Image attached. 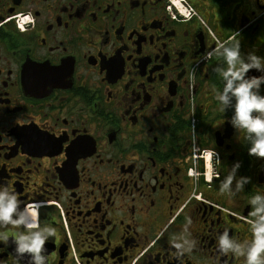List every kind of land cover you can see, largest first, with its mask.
<instances>
[{
	"label": "flooded vegetation",
	"instance_id": "flooded-vegetation-1",
	"mask_svg": "<svg viewBox=\"0 0 264 264\" xmlns=\"http://www.w3.org/2000/svg\"><path fill=\"white\" fill-rule=\"evenodd\" d=\"M186 1L181 21L167 0H0V184L56 229L47 264H245L215 238L251 239L264 157L220 109L213 68L223 42L264 56V4ZM235 160L251 179L230 196ZM186 218L195 246L177 257ZM0 259L16 264L14 245Z\"/></svg>",
	"mask_w": 264,
	"mask_h": 264
},
{
	"label": "clouds",
	"instance_id": "clouds-1",
	"mask_svg": "<svg viewBox=\"0 0 264 264\" xmlns=\"http://www.w3.org/2000/svg\"><path fill=\"white\" fill-rule=\"evenodd\" d=\"M259 3L264 4V0H259ZM254 10L257 14L264 13V9ZM215 54L222 56L227 65L213 68L223 81L222 89L213 90L215 99L222 111L232 109L228 122L233 128L245 131L248 154L264 157V94L261 93V85L264 84V56L257 55L255 51L242 55L239 40L219 44ZM249 69H255L259 75H246ZM240 164L239 160L232 163L220 181V191L235 195L249 182L250 177L237 176ZM248 203L251 205L250 219L247 221L251 239L239 241L230 236L229 230L225 228L215 238L216 247L222 254L244 256L245 264H264V194L252 195ZM20 204L15 192L9 186L0 184V246L14 245L16 264L25 254L28 264H47L45 242L56 235V229L41 223L37 202L27 203L23 208ZM190 223L191 219L186 218V235L171 241L177 257L191 252L195 246V240L188 233ZM8 226H14L11 232L6 230ZM18 226H22V230H18ZM0 264H4L2 259Z\"/></svg>",
	"mask_w": 264,
	"mask_h": 264
},
{
	"label": "built area",
	"instance_id": "built-area-1",
	"mask_svg": "<svg viewBox=\"0 0 264 264\" xmlns=\"http://www.w3.org/2000/svg\"><path fill=\"white\" fill-rule=\"evenodd\" d=\"M168 10L171 11L172 9L175 11L173 12L172 17H180L183 20H188L193 17L195 14L194 10L190 7V5L187 3L186 0H168ZM17 26L20 28L19 22L17 23ZM208 159H204V165L206 168L208 167Z\"/></svg>",
	"mask_w": 264,
	"mask_h": 264
},
{
	"label": "water",
	"instance_id": "water-1",
	"mask_svg": "<svg viewBox=\"0 0 264 264\" xmlns=\"http://www.w3.org/2000/svg\"><path fill=\"white\" fill-rule=\"evenodd\" d=\"M248 74L259 75V73L255 69H249V72L246 73V75Z\"/></svg>",
	"mask_w": 264,
	"mask_h": 264
}]
</instances>
